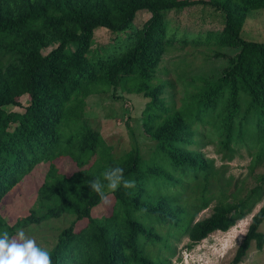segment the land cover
Segmentation results:
<instances>
[{"label":"trees","instance_id":"1","mask_svg":"<svg viewBox=\"0 0 264 264\" xmlns=\"http://www.w3.org/2000/svg\"><path fill=\"white\" fill-rule=\"evenodd\" d=\"M195 4L224 12L225 26L216 40L240 52L218 77L182 76L189 94L173 109L162 96L165 84L154 82L156 71L166 47L192 35L172 32L165 16ZM263 8L264 0H0V202L36 165L49 162L40 198L54 205L15 225L0 213V229L15 237L20 228L68 215L70 223L60 227L53 245L38 243L52 264H172L173 236L188 237L193 247L252 214L233 264L243 261L254 242L263 249L264 172L240 197L241 181L221 178L213 159L189 147L199 129L226 158L245 149L250 166L264 162V41L241 33L249 13ZM142 11L150 16L138 27L135 19ZM100 28L111 36L95 48ZM53 42L58 45L41 53ZM100 87H122L149 98L143 127L157 140L149 159L136 147L117 153L89 125L86 98ZM23 94L29 98L23 112L6 110L20 106ZM64 158L76 168L60 171L56 161ZM117 165L135 186L106 192L105 203L88 183ZM197 190L198 196L185 200ZM213 195L218 201L212 213L197 219ZM100 204L107 214L97 218L93 209ZM164 226L169 231L162 233ZM154 246L160 248L157 254Z\"/></svg>","mask_w":264,"mask_h":264},{"label":"rangeland","instance_id":"2","mask_svg":"<svg viewBox=\"0 0 264 264\" xmlns=\"http://www.w3.org/2000/svg\"><path fill=\"white\" fill-rule=\"evenodd\" d=\"M149 16L148 11L139 12L135 19V25L141 27ZM165 20L172 32H180L181 36L186 33L192 35L189 40L187 38L186 42H183L184 37H182L180 41H174L166 47L154 80V82L165 84L162 96L172 105L173 109H178L189 94L184 86V79L201 78L202 76L214 78L222 75L230 63V58L238 55L240 48L222 46L217 42L216 34L224 28L226 19L224 12L214 6L195 4L172 9L166 13ZM241 33L247 40L264 41V8L249 13ZM195 34L202 37L197 40L195 37L193 38ZM110 36L107 28L97 29L95 48L98 47V43H107ZM57 45L58 42H53L47 47H42L40 51L46 55ZM198 83L202 82L198 81ZM28 100V95L23 94L20 96V106L10 105L6 107V110L23 112ZM148 100L149 98H146L142 93L125 90L122 87L116 89L110 87L108 90H102L100 87L99 91L86 98L85 119L93 129L103 135L107 145L113 146L117 153H123V151L136 147L144 158L149 159L157 148V140L145 132L143 127L142 113ZM195 140L196 142L189 147L197 149L205 157L213 159L215 169L218 170L221 178L231 180L232 183H235L236 180L242 182L240 185L243 186V191L240 193V197L245 196L247 190L255 184V175L264 172V162L253 167L250 166L252 156L245 149L230 160L218 152V145L206 139L199 129ZM56 163L59 170L60 168L65 171L69 167L76 168V165L68 158L57 160ZM48 170L49 162L36 165L2 199L0 213L10 225H15L19 218L33 214L34 210L38 215H44L48 207L54 206L53 202H44L40 198V188ZM222 182L219 187L224 186V180ZM213 190L217 191L218 187H213ZM198 192V190L195 193L189 191L185 200L192 201L198 196ZM208 195L212 196L211 193ZM213 198L210 206L202 210L197 219L206 218L212 213L213 207L218 201L216 196L213 195ZM261 205L262 202L257 204L254 212ZM93 214L100 218L107 214V208L100 204L93 209ZM69 219L68 215L61 218H48L19 230H24L26 236L33 238L37 243L41 241L50 247L55 242L60 227L70 223ZM251 219L252 214L238 221L227 231H214L193 247H189L188 237L173 236L171 243V252H174L171 256L172 264H233L236 250L248 231ZM168 228V226H164L161 229L162 233L168 232ZM260 230L264 232V223L260 226ZM151 250L157 254L160 248L154 246L151 247ZM239 264H264V247L258 249L254 242Z\"/></svg>","mask_w":264,"mask_h":264},{"label":"clouds","instance_id":"3","mask_svg":"<svg viewBox=\"0 0 264 264\" xmlns=\"http://www.w3.org/2000/svg\"><path fill=\"white\" fill-rule=\"evenodd\" d=\"M88 185L107 203L106 192H115L120 187L132 188L135 180L126 179L124 169L117 165L105 168ZM0 264H52V259L49 251L26 236L23 230H18L13 237L7 230L0 229Z\"/></svg>","mask_w":264,"mask_h":264}]
</instances>
